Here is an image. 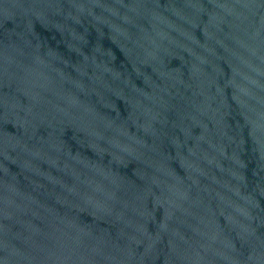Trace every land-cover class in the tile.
<instances>
[{"label":"water","instance_id":"water-1","mask_svg":"<svg viewBox=\"0 0 264 264\" xmlns=\"http://www.w3.org/2000/svg\"><path fill=\"white\" fill-rule=\"evenodd\" d=\"M0 264H264V0H0Z\"/></svg>","mask_w":264,"mask_h":264}]
</instances>
